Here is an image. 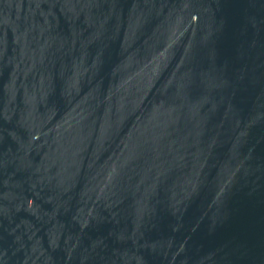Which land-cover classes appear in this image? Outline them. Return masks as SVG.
Returning a JSON list of instances; mask_svg holds the SVG:
<instances>
[{"label": "water", "instance_id": "obj_1", "mask_svg": "<svg viewBox=\"0 0 264 264\" xmlns=\"http://www.w3.org/2000/svg\"><path fill=\"white\" fill-rule=\"evenodd\" d=\"M0 264H264V0H0Z\"/></svg>", "mask_w": 264, "mask_h": 264}]
</instances>
